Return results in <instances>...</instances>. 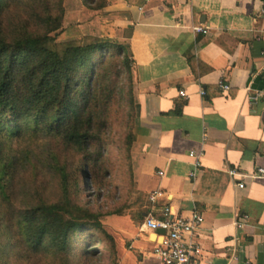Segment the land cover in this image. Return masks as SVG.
Returning a JSON list of instances; mask_svg holds the SVG:
<instances>
[{
    "label": "crops",
    "instance_id": "1",
    "mask_svg": "<svg viewBox=\"0 0 264 264\" xmlns=\"http://www.w3.org/2000/svg\"><path fill=\"white\" fill-rule=\"evenodd\" d=\"M96 3L64 0L63 27L96 38L106 32L101 38L129 47L132 59L136 204L103 221L116 264H161L143 223L162 218L164 208L203 216L193 264H264V177H243L264 169V102L247 100L250 91L264 90V0H103L95 9ZM197 26L208 33H195ZM191 152L201 162L194 179ZM231 169L238 175L231 177ZM154 191L163 195L152 202ZM241 215L249 219L237 230Z\"/></svg>",
    "mask_w": 264,
    "mask_h": 264
},
{
    "label": "trees",
    "instance_id": "2",
    "mask_svg": "<svg viewBox=\"0 0 264 264\" xmlns=\"http://www.w3.org/2000/svg\"><path fill=\"white\" fill-rule=\"evenodd\" d=\"M84 1L87 8L94 2ZM102 1L97 0L93 8L99 9ZM63 2L0 0V248L2 243L22 238L31 248L28 259L45 251L67 257L77 235L93 232L109 245L111 264H116L115 241L103 218L127 215L132 207L100 214L79 206L69 195L72 187L78 191V184L73 180L70 186L64 169L60 201L42 202L26 210H17L11 202V174L18 164L12 142L26 136L58 139L81 155L85 168H96L100 150L94 148L106 129L108 109L121 94L120 76L125 71L128 78L132 76L129 47L116 40L60 41L65 33ZM16 8L23 13L12 17ZM130 95L133 100L132 89ZM179 113L177 109L175 114ZM14 211L19 215L12 226ZM83 239L94 248L85 254L96 255L99 241L93 234Z\"/></svg>",
    "mask_w": 264,
    "mask_h": 264
},
{
    "label": "rangeland",
    "instance_id": "3",
    "mask_svg": "<svg viewBox=\"0 0 264 264\" xmlns=\"http://www.w3.org/2000/svg\"><path fill=\"white\" fill-rule=\"evenodd\" d=\"M23 13L22 8L11 11V16ZM31 26V25H30ZM33 27V26H32ZM106 32L98 38L106 37ZM96 36H86L75 31H66L60 41L88 42ZM88 39V41H85ZM118 91L121 93L112 102L107 111L106 129L96 148L100 150L97 167L85 168L81 155L63 141L48 137H24L13 141V157L18 164L11 174L13 199L17 210L30 209L42 202L60 201L61 187L60 172L62 169L70 176V186L78 184V191L73 187L69 193L79 206L93 213L106 214L117 208L128 210L135 205V190L130 175V147L133 141V126L135 113L131 99L132 76L128 78L126 71L120 76ZM93 150L91 154L95 155ZM94 159V158H93ZM94 162V160H93ZM78 170V171H77ZM87 173L86 176L83 174ZM10 178V177H8ZM11 192V191H10ZM19 213H11L10 225H16ZM104 221V218H103ZM93 234L99 242L95 248L96 255H86L85 250L94 249L87 245L84 237ZM21 239V240H20ZM20 240V243H19ZM22 241V242H21ZM22 238L11 239L8 244L2 243L0 248V264H111L109 245L97 233L84 232L75 237L72 243L74 250L65 257L55 252H44L26 258L31 248ZM68 259V260H67ZM68 261V263L66 262Z\"/></svg>",
    "mask_w": 264,
    "mask_h": 264
},
{
    "label": "built area",
    "instance_id": "4",
    "mask_svg": "<svg viewBox=\"0 0 264 264\" xmlns=\"http://www.w3.org/2000/svg\"><path fill=\"white\" fill-rule=\"evenodd\" d=\"M261 14L264 15V3L261 8ZM195 33L206 35L208 29L197 26L193 27ZM218 87L221 91H228L229 86L224 82H219ZM181 97H185L184 92H179ZM201 95L204 92L201 91ZM247 100L251 106L264 102L263 91H250ZM189 157L194 160L193 170L188 177L194 179L196 172L201 167L200 155L191 152ZM228 174L235 177L238 173L231 169ZM162 176V173H159ZM245 178L258 179L264 177V169L258 168L251 175H244ZM237 188L243 189L244 184L238 183ZM163 195L160 191H154L150 194V200L154 202L157 198ZM162 218L156 219L152 216H147L144 220L143 227L154 236V247L152 254L161 262V264H193L195 259L201 254V249L195 243L201 225L203 224V216L200 212L193 210L189 216L182 217L171 212L170 208H164L162 211ZM249 219L247 215L238 216L237 223H235L237 230H242L245 222ZM162 232L161 234H158Z\"/></svg>",
    "mask_w": 264,
    "mask_h": 264
},
{
    "label": "water",
    "instance_id": "5",
    "mask_svg": "<svg viewBox=\"0 0 264 264\" xmlns=\"http://www.w3.org/2000/svg\"><path fill=\"white\" fill-rule=\"evenodd\" d=\"M160 233H162V232H160Z\"/></svg>",
    "mask_w": 264,
    "mask_h": 264
}]
</instances>
